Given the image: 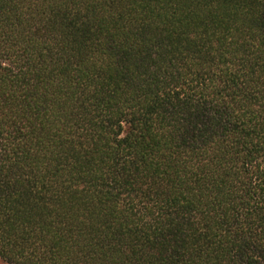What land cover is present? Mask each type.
Masks as SVG:
<instances>
[{
  "label": "trees",
  "instance_id": "trees-1",
  "mask_svg": "<svg viewBox=\"0 0 264 264\" xmlns=\"http://www.w3.org/2000/svg\"><path fill=\"white\" fill-rule=\"evenodd\" d=\"M0 264H264V0H0Z\"/></svg>",
  "mask_w": 264,
  "mask_h": 264
}]
</instances>
